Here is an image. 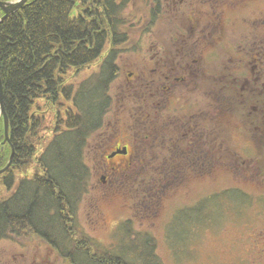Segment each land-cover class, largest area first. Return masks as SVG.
Instances as JSON below:
<instances>
[{
	"label": "rangeland",
	"instance_id": "374dc122",
	"mask_svg": "<svg viewBox=\"0 0 264 264\" xmlns=\"http://www.w3.org/2000/svg\"><path fill=\"white\" fill-rule=\"evenodd\" d=\"M149 1L130 0L127 6L136 24L126 27L128 40L116 48L113 60L119 68V74L106 88L110 97L105 111L96 119V128L86 135L81 162L87 167L88 179L86 191L73 204L74 220L86 235L109 248L115 241L113 230L120 222L129 221L130 233L153 237L156 241L155 253L162 264H264V157L261 165L258 162L260 160H256L261 155L256 144L259 132L253 134L247 130L244 116L240 108L236 107L237 102L234 104L233 101L225 112H218L215 99V114L218 112L219 118L211 123L209 119L210 113H214V102L210 105L208 102L211 86L219 90L218 85H226L224 90L231 89L233 92L228 80L227 84L218 80L222 73H228L229 78L233 73L237 75L246 60L251 66L258 59L259 68H264V56L260 54V47L264 49V0H161L159 15L153 24L144 28L142 24L150 17ZM217 34L220 36L216 39ZM174 39L179 40L173 43ZM160 66L165 67L163 72L166 73L192 72V80L187 76V83L184 80V83L180 81L177 84L180 86L175 87L170 101L158 117H142L141 113L145 109L139 107L143 97L139 90L125 87L138 83L134 79L128 80L127 72L134 70L145 74L150 68L155 71ZM95 71L96 68L82 70L75 83ZM145 75L142 85L149 81L171 85L173 81L169 76L171 74L166 75L167 79L160 80L159 74H152L154 80L149 79L150 75ZM92 77L90 75L88 80ZM260 77L264 82V70ZM233 80L237 82L238 78L233 77L231 82ZM257 83L260 84L259 81ZM259 86L264 89V86ZM84 88L89 92L85 91L83 103L89 95H98V90H102L101 86L87 83ZM65 106L72 108L70 102L65 103ZM84 108L86 104H81L78 109ZM202 113L207 121L196 129L201 132L200 138L202 135L204 137L202 142H212L214 145V149L209 152L213 160L211 170L204 174L185 170L163 188L154 209L150 206L142 212L137 210L141 199L140 188L144 187L138 181L145 175L144 179L148 182L153 173L146 169L137 173V169L133 168L132 179L126 182L127 176L121 172L124 155L108 159L111 149L116 145L121 147L128 144L131 150L135 143L136 146L141 145L144 140L142 130L153 126L152 144L141 145L142 151H145L143 154L151 153L154 159L163 156L168 149L169 139H173L178 148L183 142L180 138L182 129L192 123L189 117L195 114L200 123ZM55 137L59 141V137L63 136ZM48 147L43 158L52 165L54 162H50L53 157L49 156ZM137 155L133 158L141 160V152ZM243 159L246 160L245 164L241 163ZM51 168V172L58 175L62 185H65L64 189H67L66 184L71 179L64 176L62 166L53 164ZM103 171L108 174L105 180L101 178ZM136 180L139 183L137 187L134 184ZM226 189H239L247 196L240 200H219L221 207L218 209L211 202V224L208 230L202 234L195 232L190 239L177 240L175 245L178 251L175 246L169 245L166 228L176 208L191 205L200 197ZM249 200L252 201L246 202ZM226 202L230 203L224 206ZM198 235L201 236L198 238ZM119 249L125 248L116 245L115 251ZM174 250L177 251L175 258ZM0 264L67 263L45 243H26L17 238L0 241Z\"/></svg>",
	"mask_w": 264,
	"mask_h": 264
},
{
	"label": "trees",
	"instance_id": "16d2710c",
	"mask_svg": "<svg viewBox=\"0 0 264 264\" xmlns=\"http://www.w3.org/2000/svg\"><path fill=\"white\" fill-rule=\"evenodd\" d=\"M129 1L30 0L0 21V76L10 135L9 144H0V168L7 162L13 147L10 165L0 172V241L17 238L26 243L41 241L67 264H162L155 253L153 237L130 233L129 221L120 222L113 230L115 241L109 248L86 235L76 224L73 213V204L86 191L87 167L81 162L86 135L96 128V119L109 101L106 88L119 74L113 60L116 48L128 40L126 27L136 24L127 11ZM148 5L150 17L142 24L144 28L153 24L159 15L161 0H150ZM219 36L217 34L216 39ZM178 40L174 39L173 43ZM263 52L260 47L261 56H264ZM251 59L254 60L253 56ZM256 66L259 68L258 59L251 66L246 60L237 75L233 73L229 78L228 73H222L218 80L223 84L228 80L233 92L231 89L225 91L226 85H218L221 90H214V113L210 115L218 119L219 111L225 112L231 101L237 102L247 130L253 134L259 132L256 144L261 155L256 160H260L261 165L264 157V89L258 86H264L260 77V70L262 72L264 68ZM92 68L96 71L90 74L93 75L91 80H88L89 75L75 83L82 70ZM233 77L238 78L237 82H231ZM85 83L101 86L102 90H98V95H89L83 103L85 91L89 92L84 88ZM215 99L219 108L216 114ZM69 102L72 108L65 106ZM81 104H86L85 110L78 109ZM195 116L189 117L191 125H184L180 135L183 142L178 148L170 139L165 155L154 159L151 153L143 154L142 146L151 145L154 137V128L150 126L146 131L142 130V146L135 143L127 154L131 157L125 159L121 170L127 176L126 182L131 181L133 168L137 173L141 169L153 173L148 182L145 175L134 182L136 187L139 183L144 184L140 188L137 210L142 212L150 206L154 209L163 188L185 170L199 174L211 170L213 160L207 150L208 144L202 142L204 137L200 138L201 132L196 129L204 126L207 120L204 113L200 114V123ZM2 128L0 122V138ZM56 135L63 137L57 141ZM47 146L49 156L53 157L50 163L61 165L64 176L71 179L66 184L67 189L58 175L51 172L53 164L49 165L43 158ZM140 152L141 160L133 158ZM186 159L187 162L180 163ZM241 163L245 164L246 160ZM245 196L239 189H226L176 208L166 228L169 245L178 251L177 240L190 239L195 232L202 234L208 230L211 202L218 209L221 207L219 200H240ZM235 212L239 214L236 209ZM116 245L125 249L115 251Z\"/></svg>",
	"mask_w": 264,
	"mask_h": 264
},
{
	"label": "flooded vegetation",
	"instance_id": "af4514ba",
	"mask_svg": "<svg viewBox=\"0 0 264 264\" xmlns=\"http://www.w3.org/2000/svg\"><path fill=\"white\" fill-rule=\"evenodd\" d=\"M0 1H8V0H0ZM28 1H30V0H27L24 4H26ZM1 15H2V12L0 10V17H1ZM189 32H191V31H189ZM245 68H247V67H245ZM181 69L185 70L186 68H181ZM163 71H165V67L164 66H161V67H158L155 71H153L150 68V70H148V72L145 73V74L150 75V76H148L150 80H154V78L152 77V74L153 73L159 74L158 80H160V79H167L168 76H166V75H169V74L166 73V72H163ZM262 72H263V70H262ZM188 73H190L191 75L190 74H187V73H186L187 74L186 75V74H183L181 72H176V74H174V73H172V71H170V74L171 75H169V76H171L173 78V81H172L171 85L170 84H167L165 82L161 83V85H160L157 82H152V81L146 82L145 85H142L144 83V80H145V76L146 75L145 74H142L141 71H138L137 72V71H134V70H130V71L127 72V78H128V80L134 79L138 83H137V85H125V87L127 89L133 88V90H139L140 91V95L143 97V100H141L142 102H140V107L139 108L142 107V108L145 109V111L141 113L142 117H145L147 115L153 116V117H158L159 116V113L165 108L166 104L170 101L171 96H172V93H173L175 87L176 86H180V85H177V84H179L180 81H181V83H184V80H185V83H187L186 82V79L188 77H189L190 80H192V72H188ZM260 73H261V70H260ZM195 76L196 75H194V78H195ZM115 79H113V80H115ZM182 86H188V85H182ZM191 88H193V87H191ZM144 98H147L148 100L146 101ZM213 100H214V88L211 86L209 88V93H208V102H209V105H210V103ZM151 111H152V113H151ZM191 116H195V115H191ZM149 119H151V118H149ZM209 121L211 123L214 122V118L209 119ZM0 122L2 123V127H3V121H2V116L1 115H0ZM207 125H208V123H207ZM3 139H4V133H3V130H2V136L0 138V144L1 145H2V143L3 144L4 143H8L9 144V140H10L9 125H8V140H5L3 142ZM123 147H125V150H126L125 153H116V154H114L110 158L107 156V158L108 159H112V158H114L117 155H124L123 160H122V163H123L122 165H124L125 159H129L131 157V155H130V157L127 155L128 153H130L129 151H132V149L131 150L129 149L128 144L121 145V147H119V145H116L113 149H111V152L115 151L116 149L123 148ZM213 149H214V145L211 142V144L210 143L208 144V149L207 150L209 152H211ZM107 175L108 174L106 173V171H103V175L101 176V178L103 179V177H104V180H105V177Z\"/></svg>",
	"mask_w": 264,
	"mask_h": 264
},
{
	"label": "water",
	"instance_id": "95a60500",
	"mask_svg": "<svg viewBox=\"0 0 264 264\" xmlns=\"http://www.w3.org/2000/svg\"><path fill=\"white\" fill-rule=\"evenodd\" d=\"M26 1L27 0L0 1V10L2 12L0 20H2L4 17L11 14L15 10H17L18 8H20ZM0 115L2 116V121H3V133H4L3 142H4L5 140H8V119H7V116H6V113L4 110V105H3V90H2L1 76H0ZM125 152H126L125 147H123L121 149H116L115 151H113L108 156L112 157L116 153H125ZM12 155H13V148L11 147V152H10L9 158L7 160V163L5 164V166L3 168L0 169V172L9 166V164L11 163Z\"/></svg>",
	"mask_w": 264,
	"mask_h": 264
}]
</instances>
